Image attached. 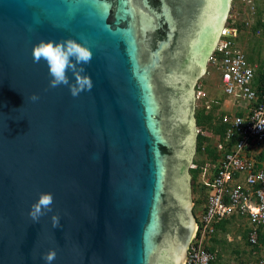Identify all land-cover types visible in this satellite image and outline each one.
Listing matches in <instances>:
<instances>
[{
	"label": "water",
	"instance_id": "water-1",
	"mask_svg": "<svg viewBox=\"0 0 264 264\" xmlns=\"http://www.w3.org/2000/svg\"><path fill=\"white\" fill-rule=\"evenodd\" d=\"M231 1L0 0V264L183 262L195 86ZM68 38L93 53L76 97L32 56Z\"/></svg>",
	"mask_w": 264,
	"mask_h": 264
},
{
	"label": "built area",
	"instance_id": "built-area-1",
	"mask_svg": "<svg viewBox=\"0 0 264 264\" xmlns=\"http://www.w3.org/2000/svg\"><path fill=\"white\" fill-rule=\"evenodd\" d=\"M236 15L237 12L231 11L229 17ZM226 24L208 56V64L219 73L222 89L233 103H245V113L227 112L221 117L225 140L233 142L228 148L222 143L217 144L221 150L220 158L181 264L210 263L212 255L205 245L215 230L214 223L224 217L238 215L244 218L250 226L251 244L257 243L258 226L264 224V159H256L258 153L264 151V83L259 96L255 67L236 43L238 28ZM209 107L206 103V108ZM257 261L264 264V256L258 257ZM247 264L257 263L253 260Z\"/></svg>",
	"mask_w": 264,
	"mask_h": 264
},
{
	"label": "clouds",
	"instance_id": "clouds-1",
	"mask_svg": "<svg viewBox=\"0 0 264 264\" xmlns=\"http://www.w3.org/2000/svg\"><path fill=\"white\" fill-rule=\"evenodd\" d=\"M241 2H244V4L241 5ZM253 2H254L253 0H251L250 3L246 2L244 0H232L229 14L233 10H234V12L238 13L240 9H245V8L247 10H249V9L250 10H252V9L255 10L256 8L254 7V3ZM236 4L240 5L239 8H236L237 7ZM234 5H235V8H233ZM227 20H228V18H227ZM225 24L226 23H224V25ZM239 36H240V34H239V31H238V35H237V38H236V43H237V40H238ZM242 51L244 52V50H242ZM32 56H33L34 63H39L42 59L44 61H46L47 65H48V68H49V75L52 77L51 80H50V87L55 88V87H58V86H61V85L67 86L69 88V91H70V93H71V95L73 97L78 96L82 91H90L91 88L93 87V83H92V80H91L90 76L82 75V73H84V71H85L83 65L89 64L91 62L93 53L84 44H82L80 42H77V40L71 39V38H68L66 40H62L60 42H55V41H52V40H48V41L41 40L39 43L34 45L33 50H32ZM206 64H208V57H207ZM69 71H71L73 73V75L75 77V83H70L69 77L67 75V73ZM207 71H208V69L206 68L204 74H206ZM255 71H256L257 76L259 74H261L262 72H264V70L259 72L256 69H255ZM199 79H198V81L196 83V86H195V114H194L195 115V119H196V106H197V98H198L197 92L199 90L203 89L201 84L198 83ZM202 97H204V96H202ZM38 98H39L38 96L33 95L31 97V100L36 101ZM206 103H208L210 105L209 108H206ZM204 106H205V109H207V110H211L213 108L212 104H210L206 98H205V101H204ZM236 113H238V112H236ZM238 114H242V113H238ZM222 115H224V114H220L219 116H217L218 119H219V123L221 122ZM196 131H197V136H198V134H203L201 129L198 128V126H197V121H196ZM213 136H218V135H213ZM196 142H197V140H196ZM218 143H222L225 148H227V146L229 147V145L225 146L228 143L225 140V128H224V137H223V139L218 137V139L214 142V145L216 146V153H217L218 157L214 158L215 159V164L213 166V171H212L211 174L214 173V169H215V167L217 165V162H218V160L220 158V154H221V152L219 151V149L217 147ZM209 183H210V181H208V183L205 185V189H204L206 198H207V194H208V188H209L208 184ZM205 202H206V199H205ZM205 202H204V204H205ZM192 203H193V207H194V201L193 200H192ZM52 204H53V195L51 193H41L39 195L38 201L31 206V209L29 211V216L31 217V219L34 222H38V220H39V218L41 216L45 215L47 212H50L52 210L51 209ZM203 207H204V205H203ZM203 207L199 208V212L203 209ZM231 217H233L234 219H237L240 216L231 215V216L224 217L222 219L231 218ZM240 218L242 220L246 221L244 218H242V217H240ZM195 219H197V217H195ZM220 220H218V221H220ZM52 225H53L54 228L59 226V216L54 215L52 217ZM246 226H249V224L248 225L246 224ZM215 231H216V228H215L213 234L215 233ZM244 231H245V229H244ZM213 234L210 237V239L213 237ZM250 247H251V245H247L246 249L250 250ZM254 253H258V251H254ZM257 255H259V254H257ZM55 258H56L55 251H49L48 253L43 255V259L46 261V264H51V262ZM212 260H213V258H212ZM249 261H253V260L251 259ZM210 262H211V260H210Z\"/></svg>",
	"mask_w": 264,
	"mask_h": 264
},
{
	"label": "trees",
	"instance_id": "trees-1",
	"mask_svg": "<svg viewBox=\"0 0 264 264\" xmlns=\"http://www.w3.org/2000/svg\"><path fill=\"white\" fill-rule=\"evenodd\" d=\"M232 12H234V10ZM248 21H249V23H248ZM250 22L251 21L249 20V17H245L244 10H242V11L239 10L236 17H229L228 18L226 25L227 26H236L238 28L239 34H241L242 33V27H245V25H247V26L250 25ZM256 80L258 82V85L256 86V92L260 96V93L263 90L262 85L264 83V72L259 74L257 76ZM204 101H205V97L199 96L197 98L196 121H197V125L203 124V122H206V124L208 125L207 126L208 131L204 128V130H206L204 135L198 134L197 142H196L197 151L202 150L203 142L205 140L209 139V136H206V135H208V134L218 135L217 137H220L221 139H223V137H224V127H223V125H221L219 123V119L217 117L216 110H214L216 108L214 106H216V105H214V106L212 105L214 109L212 108L211 110H207V109H205ZM232 142H233V140L228 142L225 146H227V145L231 146ZM208 147H209L208 145L205 147V152L208 153V156H211L213 158H217L218 155L216 153V146L212 145L211 147H209V148ZM227 148H228V146H227ZM263 158H264V151H261L257 155V159L261 160ZM212 177H213V174L209 175L208 181H211ZM196 178H197L196 174H193V176L191 178V183H192L193 190L196 192L193 195L194 207L197 206V207L201 208L204 205L206 195H205V192L203 193L204 195L202 196L201 193H199V191H196V188L199 184L198 180ZM228 222H229V218H226V219H221L220 221H217L214 223L216 231L213 234V237L205 245L206 251L209 252L213 258V260L211 259V262L209 264H216L217 261L220 259V257H222L221 253L223 251H226L228 248L229 249L227 251L230 253H233V254L238 253V251H236V250H239L240 254L238 253L235 256L236 257V260H235L236 264H246L248 262V260H251V259L255 260L256 263L259 264L257 261V258L264 256V224L258 226V237H257V243L256 244H250L249 235H248L250 227L247 226V228L245 229V231L242 234L243 239L241 241V245L234 246L232 249L229 247L230 244H227V241L224 238V234L228 229V227H227ZM247 245H251L250 250L246 249ZM233 250L235 251V253L233 252ZM254 251H258V253H252ZM257 254H259V255L256 256ZM243 255L245 256V258L240 259V256L243 257Z\"/></svg>",
	"mask_w": 264,
	"mask_h": 264
},
{
	"label": "rangeland",
	"instance_id": "rangeland-1",
	"mask_svg": "<svg viewBox=\"0 0 264 264\" xmlns=\"http://www.w3.org/2000/svg\"><path fill=\"white\" fill-rule=\"evenodd\" d=\"M254 2V7L256 8V10H258V14H260L262 17H264V0H253ZM240 2V1H239ZM244 2H241V5H243ZM236 8H239V4H236ZM235 8V5L234 7ZM253 42H255V45L253 43H251L252 49H244V52H248V56H249V60L250 63L255 66V69L258 71H263L264 70V32H262V35H258L257 38H255V40H253ZM254 50V51H252ZM247 56V54H246ZM207 59V58H206ZM206 68L208 69L207 73L204 74L200 79H199V84H201V86L203 87V89L199 90L197 92V96H204L208 102L210 104H212L214 107L219 108L220 104L222 102V94H221V78L219 73L211 68L208 64H206ZM217 113V110H216ZM198 128L201 129V131L203 132L204 135L205 131L207 130V124L206 122H203V124H199L197 125ZM210 127V126H209ZM204 128L206 129L204 131ZM208 131V130H207ZM212 135V134H211ZM211 135L208 134L206 136H209V139L205 140L203 142V146H202V150L195 151L194 156H193V160L192 163L190 165L189 171H190V179L192 178L193 174H196L197 176V180H198V186L196 188V191H199V193H201V195L203 196L204 194V189H205V185L208 183V176L211 175L212 171H213V166L215 164V159L211 156H208V153L205 152V147L208 145L209 147H211L212 145H214L213 140H211ZM208 147V148H209ZM194 169V170H193ZM190 186H191V200L194 201V193H196L193 190L192 187V183L190 181ZM204 187V188H203ZM199 212V207L195 206L193 207V213L195 215V217H197V213ZM236 222H234V226L227 229V231L224 234V238L227 241V244H230V248L237 246V245H241V241L243 239V232L244 229L247 228L246 224L248 225V222L242 220L240 217H238L237 219H235ZM229 225V222H228ZM246 226V227H245ZM235 228V229H234ZM238 228V230H237ZM237 235V237H236ZM236 237V238H235ZM235 240V241H234ZM238 248V247H237ZM229 249V248H228ZM227 249V250H228ZM223 251L221 253L222 257H220V259L217 261L216 264H225V262H228L229 264H235L236 263V254H240L239 250L238 253H235V251L233 250V253H230L228 251ZM244 259L245 256L243 255L240 256V259ZM249 261V260H248Z\"/></svg>",
	"mask_w": 264,
	"mask_h": 264
},
{
	"label": "crops",
	"instance_id": "crops-1",
	"mask_svg": "<svg viewBox=\"0 0 264 264\" xmlns=\"http://www.w3.org/2000/svg\"><path fill=\"white\" fill-rule=\"evenodd\" d=\"M240 10L241 11L244 10L245 17H249V20L251 22H250V25H248V26L245 25V27H242V33L240 34V36L237 40V46L242 50H244L245 48H247V49L251 48L252 49L251 43H253L255 45V42H253V40H255V38H257L258 35H262V32H264V17H262L260 14H258L257 13L258 10H256V9L255 10L254 9L247 10L245 8V9H240ZM248 23H249V21H248ZM252 51H254V50H252ZM245 54H247V58L249 60L248 52L247 53L245 52ZM249 62H250V60H249ZM221 91H222L221 96H222L223 100L220 104L219 109L217 107L214 109V110H217V116H219L220 114L227 113V112L245 113V103L244 102L233 103L232 98L223 92L222 85H221ZM220 124L223 125V127L225 128L224 124H222L221 122H220ZM211 138H212L211 140H213V142H215L218 139L217 136H213V135H211ZM219 151L221 152V150H219ZM234 222H236V221L233 217L229 218V225L227 226L228 229L234 226ZM237 230H238V228H237ZM236 237H237V235H236ZM232 249H233V247H232ZM225 264H229V263L225 262Z\"/></svg>",
	"mask_w": 264,
	"mask_h": 264
}]
</instances>
